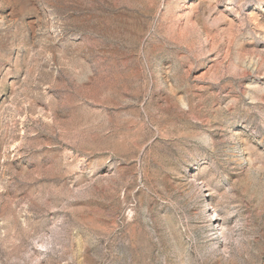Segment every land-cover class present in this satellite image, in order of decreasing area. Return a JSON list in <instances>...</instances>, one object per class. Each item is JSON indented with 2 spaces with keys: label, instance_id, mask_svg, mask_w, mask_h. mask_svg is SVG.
<instances>
[{
  "label": "rangeland",
  "instance_id": "374dc122",
  "mask_svg": "<svg viewBox=\"0 0 264 264\" xmlns=\"http://www.w3.org/2000/svg\"><path fill=\"white\" fill-rule=\"evenodd\" d=\"M0 264H264V0H0Z\"/></svg>",
  "mask_w": 264,
  "mask_h": 264
},
{
  "label": "bare ground",
  "instance_id": "6f19581e",
  "mask_svg": "<svg viewBox=\"0 0 264 264\" xmlns=\"http://www.w3.org/2000/svg\"><path fill=\"white\" fill-rule=\"evenodd\" d=\"M216 222H217V220H216Z\"/></svg>",
  "mask_w": 264,
  "mask_h": 264
}]
</instances>
